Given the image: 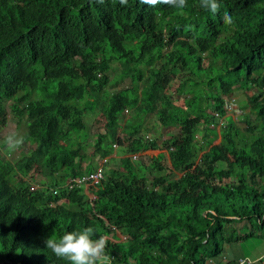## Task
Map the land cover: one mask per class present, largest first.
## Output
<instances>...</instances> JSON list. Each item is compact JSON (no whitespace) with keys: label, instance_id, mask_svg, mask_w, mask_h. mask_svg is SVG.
Returning <instances> with one entry per match:
<instances>
[{"label":"trees","instance_id":"obj_1","mask_svg":"<svg viewBox=\"0 0 264 264\" xmlns=\"http://www.w3.org/2000/svg\"><path fill=\"white\" fill-rule=\"evenodd\" d=\"M11 87L39 114L28 132L38 147L23 159L64 143L51 161V173L63 171L56 180L82 172L77 137L94 110L106 128L92 155L109 154L113 141L129 155L100 180L93 205L60 189L66 206L36 209L27 236L9 234L26 223L20 208L0 209V264H206L221 241L264 239V0H0V89ZM231 100L240 119L225 113ZM145 118L149 133L176 130L160 143L144 138ZM160 146L171 147L169 164L164 153L146 155L147 165L130 156ZM12 198L4 183L0 207ZM112 226L123 240L103 239L115 237Z\"/></svg>","mask_w":264,"mask_h":264},{"label":"clouds","instance_id":"obj_2","mask_svg":"<svg viewBox=\"0 0 264 264\" xmlns=\"http://www.w3.org/2000/svg\"><path fill=\"white\" fill-rule=\"evenodd\" d=\"M35 60H36V57H33L32 59L28 61V63H32ZM18 66L20 67L19 64ZM24 67H25V64L22 63V68ZM44 72L46 75H48L46 70H44ZM26 74L27 72L25 73V75ZM107 87H110V86L107 85L105 87V93L109 95V93H111L113 90H110V88H107ZM120 87H121L120 83H118L116 86L111 87V88L117 89ZM17 95L19 94L16 93V91L12 92V87L9 88L7 91L0 89V187L4 183H7V185H9L13 193V198L10 199L7 203H5L2 207H0V209L4 208V210H6L9 207L16 206L17 208H20L19 215L22 217V220L23 221L26 220L25 225H22L19 222L11 223L10 228H9L10 237H14L16 235H22V237H24V236L29 235L32 232L26 224L28 222L32 224L35 223L34 213L36 209H41L45 206H54L56 204L66 206V197L62 196L61 192H60V196L56 197L60 189L65 190V193H67L73 188H77L79 189L80 192L83 193L89 206L93 205L94 199L96 197L95 195L96 186L100 183V180L104 177L106 172L113 169L111 167H108V169L104 171L103 165L107 162L109 163V166H110V163H113V162L116 164V162L118 161L119 163V159L121 157L129 155V154L123 153L122 151H119L122 147L120 146L118 148L119 144H117L116 141H113L112 143H110L111 152L109 154L104 155V156L92 155L91 145L93 141H86L85 149H84L85 159L80 161V163L78 164L80 167V171L82 172L76 175H72L70 172H67V174L62 179L56 180L63 171L60 170L58 175H56V172L51 173V170H52L51 161L53 160L54 157H57L62 153L63 149L61 145H63L64 143L63 142L58 143L57 141V145L59 147L54 148V149H44L45 151L40 155V158L38 160L27 161L23 159L25 156H28L31 153V151L37 149L38 147L37 142L34 139L29 137L28 132H29V125H30L31 118L35 119L39 114L36 113L30 117L27 114L26 109L21 108L20 99ZM15 99L20 107L16 106L15 108H13V105L11 103ZM232 102L234 101L231 100L230 103L229 102L224 103L225 113L230 114L231 117L232 115L230 112L233 111ZM70 107L71 106L68 105V109H70ZM236 109H237V112L240 113L239 103H237ZM18 110H20V112L15 113V111H18ZM87 111L88 110H86L83 113V115ZM127 111L129 110L123 109L121 111L122 116L120 117V120H119L120 122L119 124L121 128H124L123 122H124V118L126 117L125 114ZM8 116H10L12 119H15V121L10 122V124L6 127V121H7ZM87 117H88V114H85V118L83 120L85 128L80 130L78 137H80V135L82 134L81 133L82 131L87 129L86 124H85V122L87 123V121H85ZM39 120H40V116H39ZM39 120L37 121V123L39 122ZM221 121L222 119L220 118V120L215 124V126L217 125V127L215 128L216 131H218ZM105 128L106 127L103 121V132ZM97 133H102V132H97ZM117 133H118V129L116 131V136H117ZM78 137H77L78 141L84 140V138L79 140ZM143 137L150 138V137H146V135ZM166 137L167 135L164 138ZM216 137L220 139L219 134ZM216 137L214 138V140L216 139ZM119 138H121V136ZM219 139L214 142L217 143ZM158 140L161 142L159 137L157 139V142L160 143ZM50 141H53V140L51 139ZM27 145H30L31 147L23 151L19 150L17 153L13 154L14 149L21 147V146H27ZM88 148H90L89 152H87ZM169 149H171V147H168V149H166L165 147L160 146L159 148L146 149L144 151L134 153L130 156L134 160H136V156H140V155L143 156L141 158V162H144V164L147 165L146 155H149V154L145 153V151L158 150L157 154L164 153L165 158L167 159V163L169 164L168 156H167V150ZM204 151L205 149L198 152V155L196 159L194 160L195 163L198 162L199 155L203 153ZM157 154H154V155H157ZM154 155H149V156H154ZM93 157H96L98 161L94 162L92 160ZM83 162H85V164H83ZM194 164L192 166H194ZM86 166H90V169H86ZM149 171L150 170L144 173V175L148 178V180H150L152 177V174L150 175L146 174ZM95 173H97L98 175L94 178L93 175ZM176 173L178 175H176ZM171 174H173V177H170V178H175L181 175V172L174 170L172 171ZM37 197H42L44 201L40 204H37L36 203ZM111 228L115 232V237H112L111 235H104L103 239L107 238L111 241H121L124 239V235L118 229H116L113 226ZM91 247L96 253V255L98 256V252H97L98 249L95 246V244L91 245ZM221 252L218 254V257L220 258L219 262H213V259L211 258V259L206 260V264H218L222 262L224 264H227L226 257ZM239 258H245L247 260V261L244 260L243 263H251L256 260V259L251 260L247 257H237L232 261V264H236Z\"/></svg>","mask_w":264,"mask_h":264},{"label":"rangeland","instance_id":"obj_3","mask_svg":"<svg viewBox=\"0 0 264 264\" xmlns=\"http://www.w3.org/2000/svg\"><path fill=\"white\" fill-rule=\"evenodd\" d=\"M111 64H116V61L111 62ZM175 85H176V80H173L170 83V85H169L170 89L172 90L175 87ZM107 88H110V90H114L111 87H107ZM235 95L238 96L237 101L240 98H242L241 96H239V94H235ZM235 95H233V96H235ZM236 105H237V102H232L233 111H231L230 113L232 115V118H234V119L237 120V119H240L241 116L239 115L240 113L237 112ZM239 105H240V103H239ZM245 109H242V110L245 111ZM130 114H131V111L129 110V111L126 112L125 116L128 117ZM84 118H85V115H84ZM14 121H15V119H12L10 116H8L7 121H6V127L10 124V122H14ZM85 121H87V123L85 122L87 129L81 132L82 134L80 135V137H78V139L81 140V139L84 138L85 141H93V139L95 137L94 136L95 133H97V132H103V121H104L103 116H102V114L99 111L94 110L93 112H91V113L88 114V117L86 118ZM149 121L156 123L155 119H153V118H149ZM146 122H147V118H145V121H144V123L142 125L143 128L139 132L140 135H143V136L146 135V137H151L152 135H154V136L157 135L159 137V139L162 140L167 134H172L176 130L173 126H170V125L167 124V125H164V126H159V127L157 126L155 133L152 130H150L151 133H149L148 132L149 129L146 128V127H144V124H146ZM213 126H214V128L217 127V125L215 126V124H213ZM117 129H118L117 136H119V137L121 136L120 139L122 141L123 140V136H124L123 135L124 130H122L123 128H121L120 126L116 127V131H117ZM196 136H197V133H196ZM218 139L219 138L216 137V139L214 141H216ZM29 147H31V146L30 145H27V146L18 147V148H16V149L13 150V154L17 153L19 150H22V151L23 150H26ZM119 147H120V145H118V148ZM89 151H90V148L87 149V152H89ZM157 152H158V150H147V151H145V153H147L149 155L157 154ZM92 160L94 162L98 161L96 157H93ZM164 160L167 163V159L165 158ZM83 164H85V162H83ZM114 165H115L114 162L113 163H110V166H109V163L108 162L105 163L103 165L104 171H106L108 169V167L114 168ZM138 172L140 174V171H138ZM166 173L168 174L169 171L168 172L166 171ZM146 174L147 175H150L151 174V171L147 172ZM168 175H169V177H173V174H168ZM176 175H178V174L176 173ZM231 226H232V224H230L229 227H227V229H230ZM229 232H231V231L225 232L224 234L227 235ZM221 243H222L221 246H222V248L225 251L231 249V247H233L234 245L238 246L240 248V250L242 251V253L245 254L247 256V258H249V259L255 258V255L258 254V252L264 250V239H261V238L258 239L257 237H254V236H249V237H246L245 239H241V240L233 241V242H229V243H223L221 241Z\"/></svg>","mask_w":264,"mask_h":264},{"label":"crops","instance_id":"obj_4","mask_svg":"<svg viewBox=\"0 0 264 264\" xmlns=\"http://www.w3.org/2000/svg\"><path fill=\"white\" fill-rule=\"evenodd\" d=\"M221 253L225 255L227 264H232V261L237 257H242V256L247 257L245 254L242 253L240 248L236 245H234L233 247H231V249L226 250V251L223 249ZM263 254H264V250L258 252V254L255 255V258L251 259V260H254V259L256 260L251 263H246V264H264ZM219 260L220 258L218 257V255L213 258V262H219Z\"/></svg>","mask_w":264,"mask_h":264},{"label":"built area","instance_id":"obj_5","mask_svg":"<svg viewBox=\"0 0 264 264\" xmlns=\"http://www.w3.org/2000/svg\"><path fill=\"white\" fill-rule=\"evenodd\" d=\"M97 175H98V174L95 173V174L93 175V177L95 178ZM244 260H246V259H245V258H239V259L237 260L236 264H241V263L244 262ZM246 261H247V260H246ZM218 264H224V263L222 262V263H218Z\"/></svg>","mask_w":264,"mask_h":264}]
</instances>
